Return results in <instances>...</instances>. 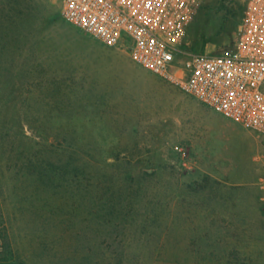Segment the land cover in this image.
I'll list each match as a JSON object with an SVG mask.
<instances>
[{
    "label": "rangeland",
    "instance_id": "obj_1",
    "mask_svg": "<svg viewBox=\"0 0 264 264\" xmlns=\"http://www.w3.org/2000/svg\"><path fill=\"white\" fill-rule=\"evenodd\" d=\"M245 4L203 0L178 59L233 48ZM62 5L0 0V260L264 264V137Z\"/></svg>",
    "mask_w": 264,
    "mask_h": 264
},
{
    "label": "built area",
    "instance_id": "obj_2",
    "mask_svg": "<svg viewBox=\"0 0 264 264\" xmlns=\"http://www.w3.org/2000/svg\"><path fill=\"white\" fill-rule=\"evenodd\" d=\"M203 0H63L62 18L120 47L163 82L264 137V0H246L233 48L190 53L179 46ZM264 190V177L259 181Z\"/></svg>",
    "mask_w": 264,
    "mask_h": 264
},
{
    "label": "crops",
    "instance_id": "obj_3",
    "mask_svg": "<svg viewBox=\"0 0 264 264\" xmlns=\"http://www.w3.org/2000/svg\"><path fill=\"white\" fill-rule=\"evenodd\" d=\"M87 37H89V36H87ZM89 38H91V37H89ZM91 39H93V38H91ZM93 40H95V39H93ZM95 41H97V40H95ZM102 44V43H101ZM108 47V46H107ZM113 48H117V49H119V50H121L122 48H120V47H113ZM121 52H122V50H121ZM128 54V53H127ZM129 55V54H128ZM130 56V55H129ZM156 76V75H155ZM221 116V115H220ZM224 120H226V121H229V122H234V121H231V120H229V119H226L225 117H223V116H221ZM236 123V122H235ZM238 124V123H237ZM240 125V124H239ZM242 126V125H241ZM243 127V126H242ZM0 263H13V264H18L17 262H15V261H0Z\"/></svg>",
    "mask_w": 264,
    "mask_h": 264
},
{
    "label": "trees",
    "instance_id": "obj_4",
    "mask_svg": "<svg viewBox=\"0 0 264 264\" xmlns=\"http://www.w3.org/2000/svg\"><path fill=\"white\" fill-rule=\"evenodd\" d=\"M0 261H8V260H0Z\"/></svg>",
    "mask_w": 264,
    "mask_h": 264
}]
</instances>
